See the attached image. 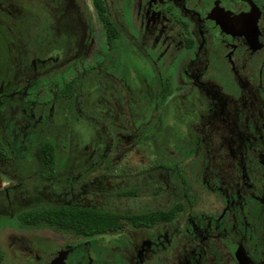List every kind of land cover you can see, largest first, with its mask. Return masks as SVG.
I'll return each instance as SVG.
<instances>
[{"label": "flooded vegetation", "instance_id": "af4514ba", "mask_svg": "<svg viewBox=\"0 0 264 264\" xmlns=\"http://www.w3.org/2000/svg\"><path fill=\"white\" fill-rule=\"evenodd\" d=\"M2 216L0 264H264V0H0Z\"/></svg>", "mask_w": 264, "mask_h": 264}, {"label": "rangeland", "instance_id": "374dc122", "mask_svg": "<svg viewBox=\"0 0 264 264\" xmlns=\"http://www.w3.org/2000/svg\"><path fill=\"white\" fill-rule=\"evenodd\" d=\"M66 29H63L61 31L60 37H62L60 39L62 45L64 43L65 40V33H66ZM58 36L56 37V40H58ZM161 127V123L158 125L157 129H156V133L161 135V132H163L164 130ZM172 129H168L167 131H170ZM8 226L9 229H11L10 227H14L16 228V221L12 218H10V216H8V218H5L4 216L0 217V227H6ZM50 228V227H49ZM47 225L44 224H39L38 227H35V249L42 255H46L48 254V251H50V249L53 247V244L56 242V238L58 237L57 235V231H59L58 229H54V228H50L49 229ZM11 230H15V229H11ZM32 230L33 229H26V227H23V233L27 234L28 236H25V239H31L33 240V237H31L32 234ZM57 230V231H56ZM2 231V229L0 230ZM48 232V233H46Z\"/></svg>", "mask_w": 264, "mask_h": 264}, {"label": "water", "instance_id": "95a60500", "mask_svg": "<svg viewBox=\"0 0 264 264\" xmlns=\"http://www.w3.org/2000/svg\"><path fill=\"white\" fill-rule=\"evenodd\" d=\"M53 264H57V262H54Z\"/></svg>", "mask_w": 264, "mask_h": 264}]
</instances>
